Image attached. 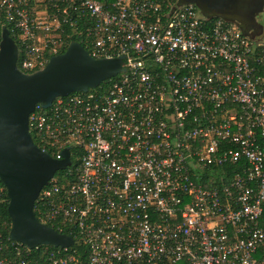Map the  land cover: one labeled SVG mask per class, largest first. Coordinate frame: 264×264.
Here are the masks:
<instances>
[{
	"label": "built area",
	"instance_id": "built-area-1",
	"mask_svg": "<svg viewBox=\"0 0 264 264\" xmlns=\"http://www.w3.org/2000/svg\"><path fill=\"white\" fill-rule=\"evenodd\" d=\"M3 27L23 73L73 40L125 71L29 115L42 150L77 160L37 198L76 240L0 234V264H264L262 41L180 0H0Z\"/></svg>",
	"mask_w": 264,
	"mask_h": 264
},
{
	"label": "water",
	"instance_id": "water-1",
	"mask_svg": "<svg viewBox=\"0 0 264 264\" xmlns=\"http://www.w3.org/2000/svg\"><path fill=\"white\" fill-rule=\"evenodd\" d=\"M263 1L253 0L258 7L254 16L262 12ZM245 2L180 0V3L194 4L204 17L231 21ZM17 59V45L3 27L0 34V181L8 201V236L28 248L70 247L74 243L71 236L41 222L34 213L35 201L43 187L57 171L71 165L70 152L64 148L61 158L57 159L42 150L32 139L28 117L38 104L47 109L57 97L87 92L125 71L123 57L94 58L73 40L63 52L51 55L44 67L34 72H21Z\"/></svg>",
	"mask_w": 264,
	"mask_h": 264
},
{
	"label": "trees",
	"instance_id": "trees-1",
	"mask_svg": "<svg viewBox=\"0 0 264 264\" xmlns=\"http://www.w3.org/2000/svg\"><path fill=\"white\" fill-rule=\"evenodd\" d=\"M214 19H216V18H214ZM9 30H10V28H9ZM9 35L15 41V43L18 45V41L13 36L12 31H10ZM72 39H74V38H72ZM63 51L64 50H61L60 52H63ZM109 82H110V79L102 82L97 88L98 89H105L108 86ZM31 136H32L33 141L37 145H40L38 139L36 138V136L34 135V133L32 132V130H31ZM49 152H50V150H49ZM71 158H72L71 159L72 160V165H71L70 168H66L64 170L57 171L54 174V177L55 178H59L61 180V183L64 184V185H68L73 180V178H74L75 172H73L72 175H68L69 171H71V170L74 171V168H75V166L77 164V160L75 159V155L73 154V151H72ZM0 189H2V199H3L0 202V234L2 236V239L5 242L10 243L12 241L9 239V236H8L9 229H10V218H9V215H8V212H7V203H8V201H7V196H6V192H5L4 186L1 183V181H0ZM42 209L43 208L40 205V201L39 200L35 201V204H34V213H35V215H36L37 218H40L41 217L40 212H42ZM49 225H51L58 232H61V233L66 234V235H71L76 240V236L73 233H70L67 229L61 227V225H57V224H53V223H51ZM71 248H76V251L78 249V253L80 254V257L81 258H85L86 257L87 252L85 251V248L84 247H82V246H80L79 244L76 243ZM179 264H183V263H179Z\"/></svg>",
	"mask_w": 264,
	"mask_h": 264
},
{
	"label": "flooded vegetation",
	"instance_id": "flooded-vegetation-1",
	"mask_svg": "<svg viewBox=\"0 0 264 264\" xmlns=\"http://www.w3.org/2000/svg\"><path fill=\"white\" fill-rule=\"evenodd\" d=\"M263 3H264V1H263ZM262 8H263L262 12L256 14V16H254V13L258 9V7H256L253 4V0H246L245 5L243 6L241 12L235 16V20H234L244 34L251 35L252 37H255L257 39L260 37L261 38L263 37V34H264V26L263 25L264 24L257 22L255 20V18L259 14H263L264 4H263ZM247 13H249L248 16H246Z\"/></svg>",
	"mask_w": 264,
	"mask_h": 264
},
{
	"label": "rangeland",
	"instance_id": "rangeland-1",
	"mask_svg": "<svg viewBox=\"0 0 264 264\" xmlns=\"http://www.w3.org/2000/svg\"><path fill=\"white\" fill-rule=\"evenodd\" d=\"M255 20L257 21V22H260V23H262V24H264V11H263V14H259L256 18H255ZM264 26V25H263ZM262 44H264V34H263V37H262Z\"/></svg>",
	"mask_w": 264,
	"mask_h": 264
},
{
	"label": "clouds",
	"instance_id": "clouds-1",
	"mask_svg": "<svg viewBox=\"0 0 264 264\" xmlns=\"http://www.w3.org/2000/svg\"><path fill=\"white\" fill-rule=\"evenodd\" d=\"M31 134V133H30ZM39 146V145H38ZM10 239V238H9ZM11 240V239H10ZM13 241V240H12ZM17 242V241H16Z\"/></svg>",
	"mask_w": 264,
	"mask_h": 264
}]
</instances>
